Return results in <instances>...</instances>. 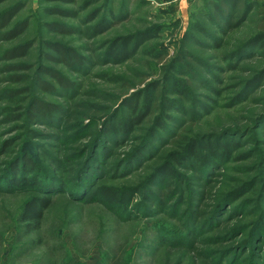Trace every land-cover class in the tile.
Wrapping results in <instances>:
<instances>
[{
  "label": "rangeland",
  "instance_id": "1",
  "mask_svg": "<svg viewBox=\"0 0 264 264\" xmlns=\"http://www.w3.org/2000/svg\"><path fill=\"white\" fill-rule=\"evenodd\" d=\"M215 1L0 3V13L20 8L11 26L28 24L16 39L0 42V264H264V80L245 90V81L264 69V57L254 50L225 57L258 34L264 0H246L255 9L227 35L212 24ZM102 21L111 29L93 36L90 28ZM193 24L207 33H193ZM147 30L155 37L134 57L121 64L107 59L108 42ZM189 31L197 38L186 45L195 72L182 77L191 86L189 96H165V66ZM20 45H28L25 56L6 60L4 53ZM161 52L164 58L154 57ZM70 54L83 62L68 65ZM233 66L238 68L230 71ZM218 75L220 82L214 81ZM165 97L180 106L168 111ZM147 99L155 103L151 116L131 135L106 133L105 127L134 119L132 105L140 109ZM36 101L55 108L32 120ZM158 120L167 133L160 125L152 136ZM198 137L231 141V157L208 167L175 164L170 178L149 183L169 153H185ZM137 148L144 155L135 164L129 155ZM12 161L28 177L34 161L40 173L50 172L63 184L62 192L57 184L50 194L53 204L32 233L21 213L38 193L5 185ZM88 171L89 189L70 190L80 180L76 174ZM101 186L119 189L124 204L83 199Z\"/></svg>",
  "mask_w": 264,
  "mask_h": 264
},
{
  "label": "trees",
  "instance_id": "2",
  "mask_svg": "<svg viewBox=\"0 0 264 264\" xmlns=\"http://www.w3.org/2000/svg\"><path fill=\"white\" fill-rule=\"evenodd\" d=\"M3 1L4 0H0V3H2ZM213 8L214 12L210 16L212 24H214V26H216V28H218V30L222 34L227 35L231 31H234L242 26L243 22L246 20L247 15L255 9V5L253 3L247 2L246 0H216L214 2ZM19 9V7H12L0 13V42L16 39L28 28V24L25 22H21L11 26V23L16 17ZM236 15H238L239 18L235 19ZM258 18L260 29L258 34L250 38L246 43H244L243 46L226 55L225 57L227 58V60L238 59L240 57H243L245 53L252 50L264 57V6H261L259 8ZM10 26L11 28L8 29ZM111 27L112 24L110 22L102 21L101 23L91 27L90 31L93 36H99L111 29ZM192 29L193 33H207V29L201 24H193ZM208 35H210L211 37L213 36L212 34ZM154 37L155 35L151 30L138 32L131 35L118 36L107 43L105 55L107 59L112 62L118 64L124 63L134 57L138 53L139 49L147 41L154 39ZM196 39L197 38L193 36L192 31L186 33L182 41V49L179 51L178 55L170 61L168 66H165L164 84L161 86V92H163L165 96H168L170 94L182 97L189 96L191 86L182 77H194L195 75L194 70L186 61L187 57L192 58L191 53L186 50V45L191 42L197 41ZM27 48L28 45H20L13 49H9L4 53L6 57L5 59L14 60L19 57H23L28 50ZM164 55L165 53L161 52L154 57L162 59L164 58ZM65 61L68 65H76L78 63H82L83 59L81 57H78L77 55L70 54L68 55V57H66ZM237 68L238 67L233 66L230 71L236 70ZM219 77L220 75L215 76L214 81L220 82ZM263 80L264 69L256 73L251 79L245 81V90L252 89ZM210 88L214 92L219 93L216 88ZM238 97L241 98L242 95ZM163 102L168 111L180 106L179 102L171 101L166 97ZM154 105V102H151L147 99L144 106L138 109L137 103L135 102V105H132L134 106L132 111L134 115L136 114V117H134V119L127 118L126 120L121 121V125L117 127L107 126L104 128V130L109 134L118 133V135L121 134L124 136H129L133 133L137 125L143 123L148 117L151 116V111H153ZM52 108L55 107L36 101L30 106L29 116L32 120H37L41 116H48L52 112ZM209 113H211L210 110H207L205 116ZM160 125L162 126V130L167 133L168 127L166 126V124L158 120L157 126L151 129L150 134L152 136L157 134V131H159L160 129ZM103 131H101V133ZM100 136L101 134L99 135V137ZM232 149L233 146L231 141L219 143L218 141H206L203 137L191 139L188 147L185 149V153L181 154L179 152H171L168 154V160L157 169H155V172L149 179V183H152L153 181H157L158 179H162L164 177L170 178L171 172L174 171L173 165L175 164L186 165L191 161H197L200 163V165L207 166L210 164L212 165V163H214L215 161H223L224 158L229 159L231 157ZM144 150L147 151L146 149ZM144 150H142L141 148H137L131 155H129L131 159L134 158L135 160H138L137 162H135V164H138L139 160H141L142 156L144 155ZM147 154H145V156ZM89 158L93 163L98 159V156L96 153H94L91 154ZM142 161L144 163L148 160L147 158H144ZM17 164V161H12V163L9 164L11 171L9 179L7 180L5 185H7L11 190H23L29 188L35 190L38 193V195L32 196L25 201L21 213V222L23 223L26 232L32 233L38 231L41 228L45 212L53 204V198L50 196V194L55 191L54 189L57 184L59 185L57 186L59 188L58 192H62V189L60 187L63 184L60 180H56V176L52 175L50 172H47L46 176L45 173H40L38 167L36 166V164H34V161L32 162V164H30L31 166L28 162H24L25 167L27 164V166L29 165V167H31V170H33V176L30 177L26 176L24 172V166H22V168H19ZM84 168L85 165L83 166V169ZM34 173H36V175L38 174L39 177L36 178L34 176ZM45 177L46 180H43V178L45 179ZM75 178L76 180H80L77 181L76 184L74 182L69 189L77 192L82 191L83 193L87 189H89L88 179H90V182L93 179L89 171L81 176H79L78 173L76 174ZM64 189L66 188L64 187ZM96 198H101L104 202L109 204L111 202L115 203L116 201H124L120 190L109 186H101L97 189L88 190L83 196V199L85 201H94ZM122 204L124 203L122 202Z\"/></svg>",
  "mask_w": 264,
  "mask_h": 264
}]
</instances>
